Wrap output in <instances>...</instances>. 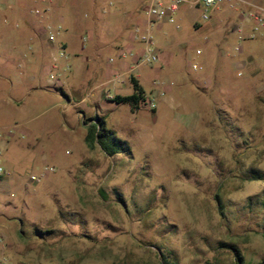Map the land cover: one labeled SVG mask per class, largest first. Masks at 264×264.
<instances>
[{
    "label": "rangeland",
    "instance_id": "rangeland-1",
    "mask_svg": "<svg viewBox=\"0 0 264 264\" xmlns=\"http://www.w3.org/2000/svg\"><path fill=\"white\" fill-rule=\"evenodd\" d=\"M147 1L140 21L127 13L95 52L84 28L46 19L56 0H5L0 264H163L162 255L173 264H236L227 243L242 264H264V32L240 39L235 12L203 19L187 3L174 22H149ZM136 28L154 39L153 63L139 62ZM121 51L128 63L116 68ZM130 76L152 107L111 99L132 92ZM97 117L107 129L101 139L115 135L129 152L87 145Z\"/></svg>",
    "mask_w": 264,
    "mask_h": 264
},
{
    "label": "built area",
    "instance_id": "built-area-1",
    "mask_svg": "<svg viewBox=\"0 0 264 264\" xmlns=\"http://www.w3.org/2000/svg\"><path fill=\"white\" fill-rule=\"evenodd\" d=\"M108 3L112 5L113 1L110 0ZM186 3L199 8L203 19H209L215 11L224 8L231 10L233 13L235 12L237 21L231 24V31L236 32L240 39H252L260 32H264V0H148L145 9L147 20L149 22L161 20L174 22L176 11L181 5ZM49 38H53L52 33L49 34ZM132 38L144 45L143 52L139 56V62L150 64L158 59L155 42L149 32L140 31V29L136 28L132 34ZM84 39L86 40L87 36ZM233 49L237 53H242L244 46L238 42L234 45ZM196 52L199 53L200 49L197 48ZM125 55L124 51L119 52V57H125ZM237 65V72L240 75L245 63L240 60ZM143 105L153 106L146 99ZM1 171L2 168L0 167ZM38 178L36 175H31L32 180H37ZM0 261L2 260L0 259Z\"/></svg>",
    "mask_w": 264,
    "mask_h": 264
},
{
    "label": "crops",
    "instance_id": "crops-1",
    "mask_svg": "<svg viewBox=\"0 0 264 264\" xmlns=\"http://www.w3.org/2000/svg\"><path fill=\"white\" fill-rule=\"evenodd\" d=\"M109 1L110 0H56L55 6H56V9H59L58 12L56 10H52L51 12L46 14V19L51 20L55 16V18L60 23L58 24V26L61 25L64 29L84 28L85 29L84 31H86L85 33L87 35L88 40H90L95 45L94 51L97 52L96 49H99V50L101 49V47H99L98 44L105 42V40L113 34L114 30L119 28V26H121L120 21L123 19L122 18L123 16H127V13L132 14V16L135 15V19L136 20L138 19L137 21H140L139 18H137L138 16L137 11H138V7L141 6L143 0H112L113 7L108 5ZM14 6L15 4L12 7L10 5H8L7 7L10 8V10L14 14H16V11H14ZM4 7L6 8L5 0H0V9H3ZM106 7H112V9L109 8L105 12ZM81 10L89 11L88 20L82 21L79 19L78 16ZM107 15L112 16L114 21L108 22L103 19L102 20L99 19V17H105ZM230 16H233L232 12H230L226 18ZM227 20L230 21V18H228ZM219 22L221 21L218 20V23ZM59 44H61L62 46H66L65 40H63L62 42H59ZM83 48L84 46H82L81 50H79L78 52L81 53ZM125 58L119 57L118 60H116L115 67L124 68L125 66H127L128 60ZM101 68L103 71H105L106 69L103 67ZM118 88L121 89V87H118ZM129 93H126V94H129ZM118 94H121V93H118Z\"/></svg>",
    "mask_w": 264,
    "mask_h": 264
},
{
    "label": "trees",
    "instance_id": "trees-1",
    "mask_svg": "<svg viewBox=\"0 0 264 264\" xmlns=\"http://www.w3.org/2000/svg\"><path fill=\"white\" fill-rule=\"evenodd\" d=\"M130 82L132 85V92L129 94H115L112 97V100H114L117 103H128L130 107L132 108H139L143 106L145 103V91L142 85L138 82V80L134 76H130ZM105 121L103 118L97 117L96 122H91L88 125V131L85 136V141L89 147H93L96 141L100 144L101 148L108 154H114L118 151H128L130 150L129 144L121 139L116 138L115 135H113V131L108 130L109 133H111L112 136V142H105L101 139V136L106 131ZM250 177L256 178L261 176V173L257 171L256 169L250 170ZM262 235L264 237V231H262ZM227 246L232 249L234 259L236 261V264H242L243 262V255L240 251V249L232 244L227 243ZM161 261L163 264H173L168 259H166L163 255L161 257Z\"/></svg>",
    "mask_w": 264,
    "mask_h": 264
}]
</instances>
